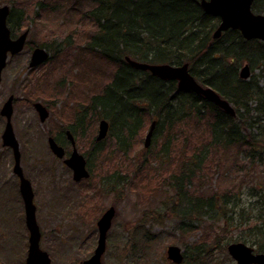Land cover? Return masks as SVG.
I'll return each mask as SVG.
<instances>
[{
    "label": "trees",
    "instance_id": "obj_1",
    "mask_svg": "<svg viewBox=\"0 0 264 264\" xmlns=\"http://www.w3.org/2000/svg\"><path fill=\"white\" fill-rule=\"evenodd\" d=\"M22 1L23 5L33 8L31 13L35 19L28 17L29 8L11 6L8 25L13 36L30 21L35 25V20L39 21L42 16H48L50 21L65 19L68 24L77 19L76 23L92 25L95 30L84 45H65V49L61 45L56 60L55 55L50 56L55 60L56 70L65 73L62 81L70 84L77 79L67 96L63 98L61 88L52 84L53 69L47 73L48 78H44V73L36 75L37 71H30L28 82L23 86L28 97L23 101L31 104L35 99L48 100L46 104L63 121L69 122L75 116L84 120L82 113L86 112L90 120L107 119L108 136L102 141L94 139L86 156L105 151L107 139H113L119 154L129 155L156 120L144 161L128 164L132 179H125L123 184L126 175L114 166L108 168V173L92 189L99 198L104 193L118 192L121 185L133 184L143 194L142 191H160L157 184L167 181L174 194L165 200V213L171 212L177 217L176 230L185 246L182 264H216L214 249L226 250L228 242L234 239H228L226 226L215 231L206 219L220 217L233 224L235 213L242 217L241 222L249 219L244 209L237 211L240 201L235 186L225 190L221 179H226L234 170H243L239 159L243 149L248 150L254 168L259 167L256 163L264 166L259 145L264 137V42L246 40L240 31L233 29L214 38L220 19L206 13L200 0ZM35 5L38 9H34ZM252 9L264 13V0H255ZM36 25L43 26V23L36 21ZM35 45L28 40L26 47L33 50ZM78 46H81L79 50ZM43 47L49 48L47 44ZM52 48L57 52L59 47ZM127 56L148 63H188L196 80L230 101L237 115L226 113L192 90L180 89L177 80H163L148 70L136 69L126 60ZM243 63L260 72L248 79L240 77L239 68ZM105 67H110L112 73L100 88L102 84L96 76ZM60 96L63 106L56 108ZM65 128H71L76 135L77 129L82 133L88 129L82 121L80 127L68 124L61 129ZM57 138L60 142L61 137ZM176 144L179 148L174 157ZM152 145L161 148L155 151ZM232 148L236 156H225L223 149L229 152ZM88 161L91 165L90 157ZM228 170L229 173L225 172ZM214 172H218L216 179ZM152 178L155 186L153 180L148 184ZM232 180L236 182L233 175ZM256 193L264 207V186ZM167 200L172 204L168 205ZM260 219L251 229L258 238L256 251L264 252V211ZM194 236L195 241L186 244Z\"/></svg>",
    "mask_w": 264,
    "mask_h": 264
},
{
    "label": "rangeland",
    "instance_id": "obj_2",
    "mask_svg": "<svg viewBox=\"0 0 264 264\" xmlns=\"http://www.w3.org/2000/svg\"><path fill=\"white\" fill-rule=\"evenodd\" d=\"M4 4L29 8L27 15L29 18H34L31 13L33 8L23 5L22 0H0V5ZM35 7L36 5L34 9H38V6ZM76 20L68 24L70 22H66L65 19L58 21L53 18L50 21L48 16H42L39 21L35 20V25L30 21L27 27L18 31V35L28 29L30 31L28 40L35 43V46L47 44L49 46V48L46 47L47 50L51 56L55 55L56 60V54L61 52L59 51L61 45L63 49L65 45H84L91 33L95 32L92 25L76 23ZM36 21L43 23V26L36 25ZM51 46L59 47L58 51L56 52L54 48L50 49ZM80 47L78 46L77 50ZM31 53L32 50L26 47L21 53L10 57L0 83V110L8 97L14 95L12 123L20 143L21 166L26 177L32 182L37 222L42 232L40 243L52 257L51 264H79L81 260L89 258L98 241L97 220L111 205L116 207L117 212L108 234V247L103 257L104 264H172L166 256L168 246L178 245L184 251L185 246L180 242L179 233L176 230L177 217L171 212L165 213V200L167 196L174 194L172 190L170 191L171 188H168L167 181L157 184L160 191L150 193L142 191L143 194H140L133 184L121 185L118 192L104 193L99 198L92 189L93 184L108 173V168L114 166L126 175L123 184L125 179H132L127 170L128 164L134 160L141 163L144 161L146 149L151 146L145 147L149 128L144 131L142 141L133 147L129 155L119 154L120 151L113 139H107L105 151L90 156L91 177L76 182L71 169L62 159L54 155L48 144V135L57 137L61 128L69 122L56 116L53 108L51 117L42 123L33 103L41 101L47 105L48 100L35 99L31 104L23 101L28 97L24 94L23 86L28 82L30 71H37L36 75L44 73V78H48L47 73L53 69L52 84L56 85L57 89L61 88L64 98L76 85L77 79L70 84L65 80L62 81L65 73L62 74L61 70H56L55 60L51 59L40 67L29 69ZM244 65L245 63L240 66L239 71ZM250 69L251 76L260 72L258 69L254 71V67ZM100 72L96 76L97 81L99 84L106 83L112 73L111 68L105 67L104 70L102 68ZM91 73L96 75L95 72ZM68 76L69 73L66 78ZM104 84L100 85V88ZM62 104V96H60L56 102V108H61ZM252 105L254 106V103ZM71 120L73 119L69 121ZM99 122L97 118L93 120L89 118L85 125L88 129L83 132L84 134L80 132L81 129H77L76 146L80 153L85 154L98 135ZM5 125L6 118L0 113V264H26L29 230L25 223L19 178L13 171V151L10 147L3 145L1 138ZM244 131L249 133L248 128H244ZM60 142L67 147L68 152L72 150L71 145L67 144V140L63 137ZM259 145L264 159V137L259 140ZM151 148L158 151L161 147L152 145ZM178 148L179 145L176 144L173 149L174 157H177ZM247 152V149H243L239 154V159L243 162L241 166L243 170L235 172L236 170L231 168L234 170L232 173L229 170L225 171L230 174L226 179L222 177L221 183L225 190L233 189L235 186V193L240 201L237 211L244 209L249 219L241 222L242 217L235 213L233 224L230 221L226 223L220 217L206 219V222L212 224V229L215 231H221V228L226 226L228 239H234L228 243L244 240L250 246L257 248L255 242L258 238L251 226L260 223V217L264 211L261 198L256 193L264 186V166L256 163L259 167L254 168V163L252 159H249ZM223 153L229 158L236 156L233 148L229 152L223 149ZM217 173H213L214 179L218 178ZM232 175L236 182L232 180ZM151 181L155 186L154 178L149 181V185ZM221 183L220 186H222ZM167 201L168 205L172 204L171 200ZM194 239H196L195 236L191 237L186 244L195 241ZM213 261L216 264H238L227 249H214Z\"/></svg>",
    "mask_w": 264,
    "mask_h": 264
},
{
    "label": "water",
    "instance_id": "obj_3",
    "mask_svg": "<svg viewBox=\"0 0 264 264\" xmlns=\"http://www.w3.org/2000/svg\"><path fill=\"white\" fill-rule=\"evenodd\" d=\"M201 7L210 15L220 18V23L214 31L213 37L219 38L222 33L229 29L239 30L246 39H260L264 41V13H255L252 5L255 0H200ZM10 13L8 5L0 6V83L2 81V72L7 65L10 55L21 52L27 41L29 31L26 30L21 35L13 38L11 30L7 23ZM49 59V52L43 47H36L30 58V68L36 67ZM129 64L136 69L148 70L153 75L163 80H177L180 89H188L205 97V99L215 103L226 112L234 115L235 109L232 104L222 98L220 94L210 86H203L199 83L189 70V64L174 65L170 63H148L134 60L129 56L126 57ZM250 75V66L245 64L240 71L242 78H248ZM14 95H11L4 103L1 114L6 117L7 122L2 133L3 145L12 148L14 154V173L20 180V192L25 206V221L29 230V248L26 258V264H51L52 257L41 247L42 237L41 228L37 222V207L34 202V190L32 182L28 179L21 166L20 143L15 134L12 124ZM35 108L39 112L40 120L44 122L49 112L46 106L41 102L35 103ZM109 121L102 119L99 123V132L97 140L106 138L109 132ZM156 121L150 125L149 131L145 138V147H149ZM68 136L73 138L68 132ZM73 150L68 157L65 148L57 142L53 136H49L48 144L51 151L60 159L64 158V163L73 171V179L77 182L84 178H89L91 173L87 167V159L84 154L80 153L75 139H70ZM116 215L115 206L108 207L97 221L98 241L93 254L79 264H103V256L107 249V238L109 230L112 227ZM230 255L238 264H264V252H255L254 247L244 242H233L228 246ZM167 258L175 264H181L184 260L182 248L178 245H169L167 248Z\"/></svg>",
    "mask_w": 264,
    "mask_h": 264
},
{
    "label": "flooded vegetation",
    "instance_id": "obj_4",
    "mask_svg": "<svg viewBox=\"0 0 264 264\" xmlns=\"http://www.w3.org/2000/svg\"><path fill=\"white\" fill-rule=\"evenodd\" d=\"M10 6V11H11V5H9ZM255 12V11H254ZM256 13H258V12H256ZM10 14V13H9ZM8 17H9V15H8ZM234 30V29H233ZM29 31V30H28ZM228 31V30H227ZM239 31V30H238ZM29 33H30V31H29ZM242 34V33H241ZM243 36V35H242ZM28 37H29V34H28ZM244 37V36H243ZM245 38V37H244ZM246 39V38H245ZM246 40H249V39H246ZM251 40H253V39H251ZM255 40H257V41H262V40H259V39H254V41ZM263 42V41H262ZM26 46H27V42H26ZM36 103V102H35ZM35 103H33V106L35 105ZM46 106V108H47V110H48V112H49V116H48V118L49 117H51V113L52 112H54V110H53V108H51V106H49V105H45ZM35 107V106H34ZM35 110H36V108H35ZM37 111V110H36ZM80 113L82 112L81 110H78ZM37 113H38V115H39V112L37 111ZM232 115V114H231ZM237 115V112H236V110H235V114L233 115V116H236ZM82 116L84 117V120H81V119H77V118H75V117H73V120H71V121H69V125L70 126H72V127H80V122L82 121V124L83 125H86V122H88V118H89V113L88 112H86L85 113V115H84V113H82ZM39 118H40V115H39ZM47 118V119H48ZM86 127V126H85ZM68 132H70L71 134H72V136H73V138H71V137H69L68 136ZM60 137H63V139H66L67 140V144H72L71 143V141H70V139H75V141H76V134L72 131V129L71 128H65V129H62V130H60V133L58 134ZM49 136H53L55 139H58L56 136H54V135H48V138H49ZM94 139H96L97 140V136L94 138ZM58 141V140H57ZM97 141H99V140H97ZM102 141V140H101ZM60 144V143H59ZM64 148H65V150H66V156L65 157H68L70 154H71V152H72V150L70 151V152H68L67 151V147L66 146H64L63 144H61ZM71 147H72V145H71ZM85 155V154H84ZM89 156V155H88ZM86 156L85 155V157H86V159H87V167L89 168V170H90V167H91V165L89 164V161H88V159H89V157L91 156ZM63 161H64V158L62 159ZM72 171V170H71ZM91 171V170H90ZM97 230H98V227H97Z\"/></svg>",
    "mask_w": 264,
    "mask_h": 264
},
{
    "label": "bare ground",
    "instance_id": "obj_5",
    "mask_svg": "<svg viewBox=\"0 0 264 264\" xmlns=\"http://www.w3.org/2000/svg\"><path fill=\"white\" fill-rule=\"evenodd\" d=\"M259 70V69H258Z\"/></svg>",
    "mask_w": 264,
    "mask_h": 264
}]
</instances>
